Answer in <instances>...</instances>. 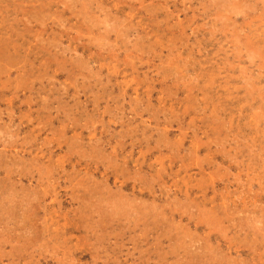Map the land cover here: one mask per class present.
Listing matches in <instances>:
<instances>
[{"label":"rangeland","instance_id":"374dc122","mask_svg":"<svg viewBox=\"0 0 264 264\" xmlns=\"http://www.w3.org/2000/svg\"><path fill=\"white\" fill-rule=\"evenodd\" d=\"M0 264H264V0H0Z\"/></svg>","mask_w":264,"mask_h":264}]
</instances>
